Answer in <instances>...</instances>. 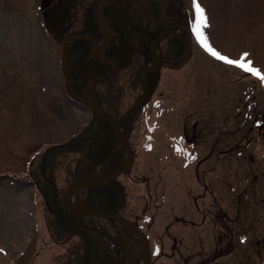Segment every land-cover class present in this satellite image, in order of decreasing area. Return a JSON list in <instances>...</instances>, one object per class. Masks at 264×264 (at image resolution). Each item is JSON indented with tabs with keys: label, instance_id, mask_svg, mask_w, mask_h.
I'll return each mask as SVG.
<instances>
[{
	"label": "rangeland",
	"instance_id": "rangeland-1",
	"mask_svg": "<svg viewBox=\"0 0 264 264\" xmlns=\"http://www.w3.org/2000/svg\"><path fill=\"white\" fill-rule=\"evenodd\" d=\"M96 1L0 0V264H57L71 244L54 240L28 172L92 118L65 88L62 59L65 38L92 21ZM197 2L209 43L230 59L247 53L264 73V0ZM183 3L192 25L193 0ZM192 45L182 69H161L134 122L123 216L140 219L153 264H264V83L211 56L195 36ZM66 177L59 170V188ZM82 202L78 195L75 208ZM103 224L124 242L126 229ZM141 255L135 261L146 264Z\"/></svg>",
	"mask_w": 264,
	"mask_h": 264
},
{
	"label": "trees",
	"instance_id": "trees-1",
	"mask_svg": "<svg viewBox=\"0 0 264 264\" xmlns=\"http://www.w3.org/2000/svg\"><path fill=\"white\" fill-rule=\"evenodd\" d=\"M108 1L116 3L117 6L105 7L104 19L109 21L112 31V43L106 58L119 62V73L108 81H99L92 85L89 92L102 112L117 120L131 110L141 94L143 84L137 80L136 71L141 65L149 64L153 60V43L160 39L156 47L163 58L161 69H182L191 58L194 34L188 15L185 14L183 0L178 13L183 32L179 36L167 34L164 37L160 35L181 29L177 24L176 15L178 0H131L124 11H121L124 0ZM91 19L83 30L69 34L71 37H77L68 49L67 73L73 91L79 96H83L81 90L87 80L108 76L114 71L113 64H104L92 56L94 45L91 41L100 40L102 36L93 14ZM161 69L147 77L149 92L144 103L131 119L124 122L123 129L129 139L142 108L152 101V96L158 90L162 80ZM130 94L133 99L128 104L126 100ZM117 144L113 128L93 114L87 126L78 135L67 143L50 146L45 153L39 155L38 167L29 169L28 176L45 201L50 233L56 242L71 243L62 255L56 257L57 264H126L121 246L97 230L91 221L86 223L66 216L61 205L65 189L81 176L88 166L106 162H109V166L119 165L124 158V149L113 152ZM70 155L73 158L70 159ZM59 170H63L67 175L64 188L58 187ZM93 171L91 168L88 174L91 175ZM128 196L129 191L120 179L88 193L92 208L113 213H123ZM131 224L137 227L138 219Z\"/></svg>",
	"mask_w": 264,
	"mask_h": 264
},
{
	"label": "water",
	"instance_id": "water-1",
	"mask_svg": "<svg viewBox=\"0 0 264 264\" xmlns=\"http://www.w3.org/2000/svg\"><path fill=\"white\" fill-rule=\"evenodd\" d=\"M131 0L126 1V3L124 4V9L127 8L129 2ZM180 1H178V8L176 10V15H177V19H178V12L180 9ZM108 0H98L97 2V13H96V18L98 19V24H99V28L101 29V27H104L105 29H107V32L105 33L102 29H101V34L104 36V38L107 40V44L104 47V51L97 57L98 60H101L104 63H113L115 64L116 68H115V72L109 74L106 77H99L98 79H90L87 81L86 86L84 87L83 93L85 98L82 99L80 98L78 95H76V93L73 92V88H72V84L69 81V77H68V73H67V67H68V55H69V51H68V46L69 43L73 40V38H68L65 40L64 45H63V73L65 75V79H66V83H68V89H69V93L72 95L74 101H79L82 104L85 105V107L89 108L94 114H96L98 117H100L106 124H108L109 126L111 125V127L113 128L114 134H116L117 137V141H118V146L115 148V150L117 149H125L126 152V159L123 161V163L111 174L109 175L106 179H102L101 182H92V183H85L83 182L84 178H87V173L88 171L91 169V166H88L82 173L81 176H79L78 178H76L71 185L66 189L65 193L63 194L62 198H61V205H62V211H64L65 215L68 216L69 218H75L77 220H83V219H90V218H102V219H111L113 221H117L118 223H120L124 229L127 230V242L126 243H121V242H117L115 241V243L120 244L123 248V251H125V261L126 264H136V262L130 259V255L132 253V248L133 245L136 243V238L137 237H141L144 242H145V250L146 253L142 255V257L146 260L147 264H153L152 260H151V249H150V241L149 239H147L146 235L141 232L140 229H136L135 227H133L128 221L127 219H124L119 213H113V212H109V211H100V210H96L94 208L91 207H87L86 205H82L81 208L77 209V208H72L70 209V207L68 206V202H69V197L71 196L72 193H79L82 191H92V189H101L109 184H111L116 178H118L119 175L123 174V172L129 171L133 168L134 166V162H135V158H136V154L134 151V148L132 147V145L129 143L127 134H125V132L123 131V124L126 120L131 119L132 116H134L136 114V111L138 110V108L141 106V104L144 102L143 100L145 99V97L148 94V82H147V76L151 75L155 72H157L160 69V65L159 62L156 58V45L159 42V39L156 40L152 47H153V62L150 63L151 68L150 70H148L147 72H145V75L143 77V79L140 81L143 82V91L141 93V95L138 98V102L133 106V108L128 111L126 114H124L123 116H121V118L115 120V119H111L109 118L106 114H104L102 112V110L100 109V107H98L96 105V103L93 102L92 96L90 93H87V89L89 87L90 84H94V83H98V81H106L110 78H113L114 76H116L119 73V62H114L113 60L107 59L105 60V56H106V52H107V48H109V46L111 45V41H112V33H111V29L109 27V22L104 19V12H105V6L108 5ZM113 6L115 7L116 4H113ZM178 26H181V30H182V25L178 22ZM167 34H174L177 35V33L170 31V33H163L160 36L164 37ZM145 67V66H141L140 68ZM139 68V69H140ZM138 80V72L136 74ZM99 231L103 232L104 234L106 233L104 230H101L99 228H97ZM108 236L109 234L106 233ZM110 237V236H109ZM138 257V256H137ZM135 257V258H137Z\"/></svg>",
	"mask_w": 264,
	"mask_h": 264
},
{
	"label": "snow or ice",
	"instance_id": "snow-or-ice-1",
	"mask_svg": "<svg viewBox=\"0 0 264 264\" xmlns=\"http://www.w3.org/2000/svg\"><path fill=\"white\" fill-rule=\"evenodd\" d=\"M193 7L195 10V21L191 25V31L193 32L198 44L217 60H220L228 65L238 67L246 73L259 78L260 81L264 83V73H262L260 69L253 67L251 60L245 62V57L248 55L247 53H245L244 57H241L240 59H230L229 57L222 55L209 43V38L204 32V29L208 27V18L205 15V10L197 2V0H193Z\"/></svg>",
	"mask_w": 264,
	"mask_h": 264
},
{
	"label": "bare ground",
	"instance_id": "bare-ground-1",
	"mask_svg": "<svg viewBox=\"0 0 264 264\" xmlns=\"http://www.w3.org/2000/svg\"><path fill=\"white\" fill-rule=\"evenodd\" d=\"M151 66L152 65H150V66H146V67H142V68H140V70H139V72H138V77H139V79H143V77H144V75H145V72H147L148 70H150V68H151ZM105 77V76H104ZM83 182H85V183H88L89 182V179H87V178H84V180H83ZM76 197H77V192H75V193H72L71 194V196L69 197V202H68V206L70 207V209H72V208H74L75 207V205H76V202H77V200H76ZM79 206V205H78ZM106 225V224H105ZM107 228V227H106ZM126 235H127V233H126V230H125V238H124V240L126 241ZM124 241V242H125ZM139 242L137 241L134 245H133V248H132V253H131V255H130V259L131 260H133L135 257H137L138 255H141L140 254V251H138V252H136V250H135V248L134 247H137V246H140L141 248H145V245L144 244H142V243H139ZM138 250H140V249H138ZM144 253H142V255H143ZM141 255V256H142Z\"/></svg>",
	"mask_w": 264,
	"mask_h": 264
},
{
	"label": "flooded vegetation",
	"instance_id": "flooded-vegetation-1",
	"mask_svg": "<svg viewBox=\"0 0 264 264\" xmlns=\"http://www.w3.org/2000/svg\"><path fill=\"white\" fill-rule=\"evenodd\" d=\"M108 3H110V5H112L113 6V3H111V2H109L108 1ZM126 3V0H124V2H123V6H124V4ZM116 4V3H115ZM116 6H117V4H116ZM114 7V6H113ZM121 11H124V7H123V9H121ZM84 29V28H83ZM97 29H98V26H97ZM99 30V32H100V29H98ZM69 37V36H68ZM101 40V39H100ZM100 40H98L99 42H100ZM93 42V41H92ZM93 50H94V52L95 53H99V52H101L102 51V49L100 48V44H97L96 46H94V48H93ZM86 84V83H85ZM85 86V85H84ZM84 88V87H83ZM83 88H82V90L81 91H83ZM107 173V172H106Z\"/></svg>",
	"mask_w": 264,
	"mask_h": 264
}]
</instances>
